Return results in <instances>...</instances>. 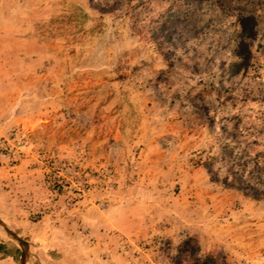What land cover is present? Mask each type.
I'll return each mask as SVG.
<instances>
[{"label":"rangeland","instance_id":"374dc122","mask_svg":"<svg viewBox=\"0 0 264 264\" xmlns=\"http://www.w3.org/2000/svg\"><path fill=\"white\" fill-rule=\"evenodd\" d=\"M0 239L264 264V0H0Z\"/></svg>","mask_w":264,"mask_h":264},{"label":"crops","instance_id":"0c3cea01","mask_svg":"<svg viewBox=\"0 0 264 264\" xmlns=\"http://www.w3.org/2000/svg\"><path fill=\"white\" fill-rule=\"evenodd\" d=\"M47 240V239H46ZM48 241V240H47ZM69 260V258H68ZM75 260V264H113L112 261H105L103 259L94 258L88 255H82L80 259H73ZM72 259H70V263L74 264ZM56 264L60 261H54L51 260ZM65 260V264H66ZM0 264H28V261L24 258H20L19 260L10 253V245L4 241L3 239H0ZM63 264V263H62Z\"/></svg>","mask_w":264,"mask_h":264},{"label":"trees","instance_id":"16d2710c","mask_svg":"<svg viewBox=\"0 0 264 264\" xmlns=\"http://www.w3.org/2000/svg\"><path fill=\"white\" fill-rule=\"evenodd\" d=\"M202 262L204 263V264H214L215 263V258H214V256L212 255H209V256H206L205 258H204V260H202Z\"/></svg>","mask_w":264,"mask_h":264}]
</instances>
